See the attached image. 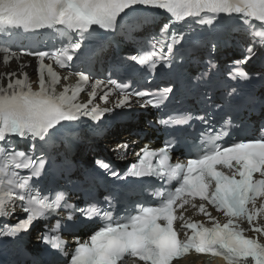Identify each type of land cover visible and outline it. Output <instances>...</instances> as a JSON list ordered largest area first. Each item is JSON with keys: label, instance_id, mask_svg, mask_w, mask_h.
<instances>
[{"label": "snow or ice", "instance_id": "snow-or-ice-1", "mask_svg": "<svg viewBox=\"0 0 264 264\" xmlns=\"http://www.w3.org/2000/svg\"><path fill=\"white\" fill-rule=\"evenodd\" d=\"M136 6L162 9L171 14L168 22L162 23L158 35L151 38L152 50L144 56L129 57L140 65L148 64L153 70L157 65L171 67L176 61L174 49L182 46L185 33L177 31L173 21L187 18L197 25L213 26L221 14L238 17L252 37L242 59L235 62L238 65H246L256 56L257 45L264 48V0H0V32L13 36L50 29L69 36L67 45L52 51L2 49L6 65L12 58L19 60L23 55L36 58L39 90L33 91L28 83V73L24 71L28 67L26 63L19 64L16 71L0 72V217L13 215L16 207L26 214L14 225L0 226V237H18L38 220L65 206L63 191L49 190L55 192L54 198L33 192V188L48 179L54 167L49 164L50 155L40 151L39 143H46L59 131L57 126L65 127L66 122L70 126L83 118L100 121L116 108H131L132 97L138 98L136 102L141 107L159 108L169 99V94L179 90L170 83L155 94L127 91L130 84L108 78L106 81L96 79L91 84L87 103L77 102L79 84L75 90L65 86L63 92H56L55 86L61 77L45 59L54 60L62 69L68 68L69 75L78 76L80 84H88L92 77L74 70L69 62L77 58L76 54L97 28L114 32L117 18L122 13L127 15L126 10L134 11ZM254 22H258L259 27ZM211 52H215V44ZM213 67L215 64L209 61V69ZM206 75L202 73L199 79ZM229 77L250 79L249 73L242 69L229 72ZM109 85L119 89L120 95L112 108L102 109L94 105L97 89L101 86L107 89L100 96L107 102L112 90ZM235 92L233 88L229 95ZM193 118L205 125L210 122L207 113L179 119L169 117L160 122L168 125ZM230 120L225 122L226 126ZM260 131L264 133V129ZM212 132L213 129H207L208 140L197 146L199 154L189 157L186 163H171L172 145L166 144L159 152L141 149L142 155L137 153L139 168L134 164L124 174L111 171L116 179L157 177L169 185L156 193L159 199L154 205L138 206L135 214L119 220L109 218L87 241L77 239L70 252L63 250L56 236L42 233V240L60 249L65 257L63 264H174L192 250L197 254L222 256L227 264H264V225L256 222L258 217H264V134L221 145L216 143L219 134L212 135ZM17 139L28 141V149H18ZM124 147L127 148V144ZM98 164L105 170L110 168L107 163ZM21 170H28V174L22 175ZM173 180L175 187L170 185ZM189 198H199V205L192 207H198L210 226L185 219L183 211L177 214L176 210L188 204ZM207 205L222 212L226 222L221 223L213 216ZM75 211L88 216L85 209ZM103 215L110 217L108 212ZM67 219L72 220V216ZM244 220L247 228L240 227ZM249 230L255 235H246Z\"/></svg>", "mask_w": 264, "mask_h": 264}, {"label": "bare ground", "instance_id": "bare-ground-1", "mask_svg": "<svg viewBox=\"0 0 264 264\" xmlns=\"http://www.w3.org/2000/svg\"><path fill=\"white\" fill-rule=\"evenodd\" d=\"M16 70H17V68H14V69H12L11 71H16ZM24 71H26L28 74L31 73L30 71H28V70H26V69H24Z\"/></svg>", "mask_w": 264, "mask_h": 264}]
</instances>
